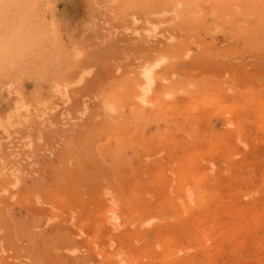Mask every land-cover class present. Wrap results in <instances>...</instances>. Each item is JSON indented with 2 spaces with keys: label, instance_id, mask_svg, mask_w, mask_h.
Here are the masks:
<instances>
[{
  "label": "rangeland",
  "instance_id": "obj_1",
  "mask_svg": "<svg viewBox=\"0 0 264 264\" xmlns=\"http://www.w3.org/2000/svg\"><path fill=\"white\" fill-rule=\"evenodd\" d=\"M0 264H264V0H0Z\"/></svg>",
  "mask_w": 264,
  "mask_h": 264
},
{
  "label": "bare ground",
  "instance_id": "obj_2",
  "mask_svg": "<svg viewBox=\"0 0 264 264\" xmlns=\"http://www.w3.org/2000/svg\"><path fill=\"white\" fill-rule=\"evenodd\" d=\"M164 60L161 58H158L157 60L153 61L151 64H146L141 68V73H140V80H141V89L143 94H145L152 85L155 84L156 82V69L158 66H160ZM58 88V87H57ZM140 89V90H141ZM142 95V94H141ZM146 96V94H145ZM140 97V96H139ZM143 97V95H142ZM141 98V97H140ZM145 99V98H144ZM20 100V99H19ZM143 101V100H142ZM145 101V100H144ZM143 101V102H144ZM22 105V104H21ZM25 111V110H24ZM12 113V112H11ZM11 120V119H10ZM8 125V124H7Z\"/></svg>",
  "mask_w": 264,
  "mask_h": 264
}]
</instances>
